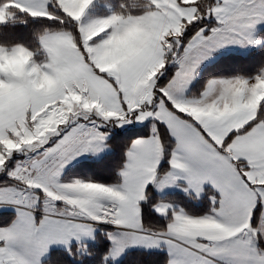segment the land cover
Here are the masks:
<instances>
[{"label": "snow or ice", "instance_id": "snow-or-ice-1", "mask_svg": "<svg viewBox=\"0 0 264 264\" xmlns=\"http://www.w3.org/2000/svg\"><path fill=\"white\" fill-rule=\"evenodd\" d=\"M95 3L90 0V8ZM171 3L172 7H157L154 0H147L138 7L124 0L120 8L125 16L167 12L178 25L176 35L165 37L169 47L164 50L163 67L153 77L150 92L133 94L111 77H104L100 84L82 70L86 86L101 97L104 111L68 112L55 133L38 145L12 150L0 145V173L7 176L0 181V208L15 211L10 222L6 217L5 226L0 227V264H41V257L53 244L70 248L76 241L78 250L83 251V241L99 224L113 227L106 234L110 242L106 261L125 248L138 246L166 250L163 264H264V102L254 117L224 132L193 119L179 106L197 68L216 49L259 42L253 33L256 25L264 23V0H209L207 7L199 0L194 4L182 0ZM3 4L32 18L70 25L73 30L86 32L93 20L86 12L80 21H72L58 0H6ZM190 9L195 11L189 14ZM102 16L110 18L111 11ZM8 18L0 9V24ZM59 34L67 33L61 29ZM76 47L91 68L82 38L77 39ZM67 55H72L70 50ZM166 65H174L175 70ZM15 116L11 109L2 115L9 139H16L9 131ZM133 121H149V131L127 145L118 183L61 182L68 162L105 146L108 133L103 128ZM14 153H23L26 159L16 160L12 166ZM161 161H166L165 169H161ZM179 182H183L185 192L197 197L205 184L211 185L207 215L229 223L234 231L215 238L195 233L184 224L186 219L200 216L188 215L164 202L152 205L157 216L164 217L163 225L142 217L141 202L146 201L149 184L162 189ZM84 184L98 185L101 191L78 193L76 189ZM111 191L123 193V198H113Z\"/></svg>", "mask_w": 264, "mask_h": 264}, {"label": "clouds", "instance_id": "clouds-1", "mask_svg": "<svg viewBox=\"0 0 264 264\" xmlns=\"http://www.w3.org/2000/svg\"><path fill=\"white\" fill-rule=\"evenodd\" d=\"M58 2L66 17L72 21H80L90 9V0ZM101 2L111 11V17H93L86 32L73 30L66 24L44 26L33 33L34 43L31 46L22 42L0 43V145L5 149L38 145L54 134L67 113L74 109L104 111L101 97L86 86L82 70L88 71V78L100 84H103L104 77H111L118 79L122 87L133 94L150 92L153 77L163 67L164 50L169 47L165 37L176 35L178 25L167 12L125 16L120 14L124 0H96V3ZM130 2L143 7L147 0ZM154 2L157 7L173 6L171 0ZM182 2L194 4L196 0ZM199 3L207 7L209 0H199ZM0 9L9 17L24 13L15 6L5 7L4 4H0ZM191 11L195 9H190L189 14ZM19 22L27 23L26 17H19ZM61 29L67 34H59ZM81 38L95 72L84 64L76 47L77 39ZM69 50L71 56L67 55ZM98 73L103 76H98ZM86 92L87 95L84 94ZM262 102L264 64L250 77L237 74L209 78L198 95L185 94L179 106L193 119L224 132L254 117ZM10 109L16 116L9 131L16 139H9L3 130L2 115ZM104 114L110 115L108 112ZM76 191L83 194L101 189L95 184H84ZM109 195L123 198V193L117 191H111ZM261 216H264V208L261 209ZM184 227L214 238L234 231L229 223L213 219L207 212L198 218L186 219Z\"/></svg>", "mask_w": 264, "mask_h": 264}, {"label": "trees", "instance_id": "trees-1", "mask_svg": "<svg viewBox=\"0 0 264 264\" xmlns=\"http://www.w3.org/2000/svg\"><path fill=\"white\" fill-rule=\"evenodd\" d=\"M6 0H0V4ZM97 10L96 17L107 13V8L101 2ZM19 17H26L27 23H20ZM44 26H58V22L50 21L46 18H32L25 13H17L12 21L0 24V43L13 44L22 42L28 46L34 43L33 33ZM260 38L264 41V29L258 32ZM251 61L248 71L242 70V66H237L244 61ZM264 64V44L259 48L250 51L245 56L230 53L220 57L212 65L206 67L201 72L195 84L190 89V94L201 90L203 83L210 77L223 70L224 76L242 74L252 76L257 73L260 66ZM235 67V68H233ZM172 71V67H167ZM240 70L244 71L241 72ZM223 75V74H221ZM199 94V91L196 93ZM150 122L147 121L142 126H134L123 131L112 132L111 136L106 139L105 144L108 152L97 159L85 160L74 167L69 168L63 175L62 181L67 183L74 179L90 180L106 185L119 182L118 172L123 166L125 159L124 152L127 145L138 136L148 134ZM161 169L167 167L166 161L161 164ZM146 201L141 202V215L154 219L163 225L164 217L157 216L152 205L157 202H166L173 208H182L185 213L192 216H201L209 210L210 200L209 190L206 194L197 199L192 194L181 192H170L164 196L157 195L151 186L146 188ZM14 217L10 212L0 213V227L5 226V218ZM108 229L105 227L97 228L93 239L90 242L83 243L84 252L78 250L77 244H72L68 249H51L42 261V264H163L167 256L163 252L145 251L140 249H131L127 251L119 261H113L105 257L110 247L107 239Z\"/></svg>", "mask_w": 264, "mask_h": 264}, {"label": "rangeland", "instance_id": "rangeland-1", "mask_svg": "<svg viewBox=\"0 0 264 264\" xmlns=\"http://www.w3.org/2000/svg\"><path fill=\"white\" fill-rule=\"evenodd\" d=\"M100 5V3H95L94 4V6L93 7H91L90 9H89V14L91 15V16H93V17H96V13H97V10L99 9V6ZM14 17L15 16H13V17H9L8 19H7V21L6 22H9V21H12L13 19H14ZM264 24V23H263ZM253 38H255L254 36H253ZM237 46L238 47H234V51H233V54H239V55H242V56H245L246 54H248L249 52H248V50H250L252 47H251V44H246V45H239V44H237ZM254 46H256V44H254ZM249 48V49H248ZM258 47H256V48H254V49H251V51L252 50H255V49H257ZM216 50H219V48L218 49H216ZM237 50V51H236ZM219 59V58H218ZM237 66H242L241 68H242V70H244L245 72H247L248 71V68L251 66V61L250 60H248V61H244V62H242V63H240V64H236ZM166 67H171V65H166ZM233 68H235V67H233ZM242 70H240L241 72H244V71H242ZM219 74H215V75H213L212 77H210V78H213V77H231L230 75H227V76H224V74L225 73H223V70H221V71H219L218 72ZM221 74H223V75H221ZM201 75V74H200ZM200 75L198 76V78H200ZM237 75V74H236ZM239 75H242V74H239ZM233 76H235V75H233ZM242 76H244V75H242ZM195 77H196V75H195ZM209 79V78H208ZM207 79V80H208ZM206 80V81H207ZM195 82H196V78H195V80H194ZM205 81V82H206ZM204 82V83H205ZM204 83H203V85H204ZM203 85H202V88H203ZM189 87V86H188ZM201 88V89H202ZM198 91H200V90H198ZM198 91H196V93L198 92ZM147 121H144L143 123H140V122H136V121H133L132 123H129V124H125V125H122V126H120V127H105V128H103L102 129V131H106L107 133H108V135H107V137H106V139L107 138H109V136H111V134H112V132L114 131V132H119V131H123V130H125V129H127V128H131V127H134V126H136V127H138V126H142L143 124H145ZM107 152L108 151V147L106 146V144H105V146L100 150V151H98V152H87V153H83V154H81V155H79V156H77V157H75L73 160H71L70 162H68L66 165H65V167L63 168V170H62V172H61V176H60V180H61V182H63L62 181V177H63V175H64V173L69 169V168H71V167H74L75 165H77V164H79V163H81V162H83V161H85V160H90V159H97V158H100V156H102V154L104 153V152ZM26 159V157L24 156V154L23 153H14L13 154V157H12V162H11V164H12V166H14L15 165V162H16V160H21V161H23V160H25ZM162 162L163 161H161V164H162ZM161 166V165H160ZM7 179V176L5 175V174H3V173H0V181H4V180H6ZM69 182V181H68ZM67 182V183H68ZM183 183V182H182ZM152 186V185H151ZM180 186L181 185H179V183L178 184H174V185H170V186H167V187H164V188H162V189H157L158 190V192H159V194H166V192H174V191H176V190H181V189H179L180 188ZM153 187V186H152ZM211 188V185H209V184H205L204 186H203V188H204V191H208L210 188ZM182 191H183V189H182ZM203 192V191H202ZM210 192V191H209ZM162 196H164V195H162ZM164 203H166V202H164ZM169 204V203H168ZM171 205V204H170ZM172 206V205H171ZM173 207V206H172ZM3 212H10V213H12V214H14V216H15V211L13 210V209H11V208H7V209H5V208H0V213H3ZM100 225V224H99ZM99 225H96L95 226V228H94V231H93V234H92V236L91 237H88V238H86L85 239V241L87 240L88 241V239H90L91 238V240L93 239V237H94V234H95V232H96V230H97V228H99V227H101V226H99ZM83 243H85V242H83ZM72 244H77L76 243V241H73V243ZM53 247H56V248H62V249H68V248H65V246L64 245H61V244H53V245H51L50 247H49V249H48V251L41 257V264H42V261H43V259L48 255V253H49V250L51 249V248H53ZM130 248V247H129ZM134 248H139V247H137V246H135ZM85 250H83L82 252H84ZM161 252H163V253H165L166 251H164V249H162V251ZM167 253V252H166ZM165 253V254H166ZM167 256V255H166ZM110 259H112L111 257H109Z\"/></svg>", "mask_w": 264, "mask_h": 264}, {"label": "crops", "instance_id": "crops-1", "mask_svg": "<svg viewBox=\"0 0 264 264\" xmlns=\"http://www.w3.org/2000/svg\"><path fill=\"white\" fill-rule=\"evenodd\" d=\"M262 29H264V24L263 23H261V24H258V25H256V27H255V30H254V33H253V36L255 37L254 39H256V40H258L259 42L258 43H255L256 44V46H254V44H251V49H254V48H256V47H260V46H262L263 44H264V41L260 38V36H259V34H258V32L260 31V30H262ZM234 47H238L237 46V44H229V45H225V46H223V47H221V48H219V50H215L210 56H208L204 61H202L201 62V64L199 65V67L197 68V70H196V77L194 76V78H193V80L191 81V83L189 84V87L187 88V90H186V95H191L190 93V89H191V87L195 84V78H196V80L198 79V76L201 74V72L203 71V69L204 68H206V67H208V66H210V65H212L214 62H216L217 60H218V58L220 59V57H222V56H224V55H228V54H230V53H233V51H234ZM249 49V48H248ZM251 49L250 50H248V52L249 51H251ZM237 51V50H236ZM237 55H239L238 53H237ZM171 67H172V71H174L175 70V66L174 65H171ZM106 141V140H105ZM108 152V151H107ZM106 151L102 154V156L104 155V154H106L107 153ZM101 157V156H100ZM179 185H181L180 186V188L179 189H181L180 191L179 190H176L177 192H181V193H184V194H192L193 196H195L197 199H200L201 197H203L205 194H206V191H203V192H201V194L199 195V197H197L194 193H191V192H185L184 191V185H183V183L182 182H179ZM148 186H151V184H149ZM147 186V187H148ZM153 186V185H152ZM151 186V187H152ZM210 188V187H209ZM152 189L154 190V192L157 194V195H159V196H162V195H165V194H159V192H158V190L156 189V187H152ZM182 189H183V191H182ZM211 190V188L209 189V191ZM145 191H146V189H145ZM175 192V191H174ZM167 193H169V192H166V194ZM154 210V209H153ZM162 217V216H161ZM99 226H101V227H105V228H107L108 229V232H111L112 230H113V227L111 226V225H106V224H100ZM91 241V238L90 239H88V241L86 240H84L83 242H90ZM73 243V242H72ZM135 246H132V247H128V248H125L122 252H120L118 255H116V257L113 259L112 258V260L113 261H119L123 256H124V254L127 252V251H129V250H131V249H140V250H145V251H156V252H161L162 251V249H157V248H144V247H139V248H134ZM138 247V246H137ZM51 249H58V248H56V247H53V248H51ZM50 249V250H51ZM59 249H62V248H59ZM49 250V251H50ZM164 251H166V250H164ZM167 252V251H166ZM165 252V253H166ZM166 255H167V253H166ZM46 258V257H45ZM44 258V259H45ZM43 259V260H44Z\"/></svg>", "mask_w": 264, "mask_h": 264}]
</instances>
